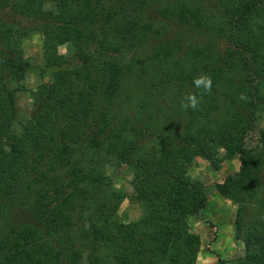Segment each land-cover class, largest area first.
<instances>
[{"label":"trees","instance_id":"obj_1","mask_svg":"<svg viewBox=\"0 0 264 264\" xmlns=\"http://www.w3.org/2000/svg\"><path fill=\"white\" fill-rule=\"evenodd\" d=\"M32 31L56 81L32 92L37 130L26 134L3 92L27 66L20 40ZM201 73L212 91L185 110ZM262 103L264 0H0V264H195L188 218L206 195L188 160L217 169L233 153L239 169L226 182L248 190L233 219L237 264H264V132L258 147L244 144ZM145 141L157 143L153 155ZM87 147L81 161L75 151ZM103 155L132 172L141 213L126 224Z\"/></svg>","mask_w":264,"mask_h":264},{"label":"rangeland","instance_id":"obj_2","mask_svg":"<svg viewBox=\"0 0 264 264\" xmlns=\"http://www.w3.org/2000/svg\"><path fill=\"white\" fill-rule=\"evenodd\" d=\"M42 10H54L51 5L44 4ZM20 24H26L21 20ZM22 57L27 66L24 71L17 73L15 80H5L4 101L11 103L15 111V119L12 126L17 132L36 133V128L29 124L30 115L34 109V91L43 90L55 84V74L43 69V57L41 49V34L37 31L28 33L20 40ZM59 54L66 53V46H58ZM250 126L245 137V148L250 149L259 146V134L264 132V103L253 106L249 114ZM1 150L7 148V142L0 144ZM86 148L75 151V155L81 161L88 158L89 151ZM158 149L157 143L145 141L142 151L150 154ZM101 151L100 148L94 149ZM222 151V150H220ZM188 174L202 181L205 185L206 203L198 214L190 215L189 231L199 237V247L195 264H215L217 259L223 260V264H237V260L244 256V245L240 238L235 236L233 219L237 210L239 199L246 197L248 190L245 184L228 183L226 179L234 176L239 169L237 155L233 153L221 161L217 169H211L208 162L198 156L188 160ZM100 168L111 184L112 190L121 196V201L116 213L122 223L126 224L137 219L141 213L138 203L131 201L133 195V175L130 169L120 162L103 155L99 158ZM216 184H222V190L216 189ZM240 184V185H239ZM251 204L248 203V214L251 213Z\"/></svg>","mask_w":264,"mask_h":264},{"label":"clouds","instance_id":"obj_3","mask_svg":"<svg viewBox=\"0 0 264 264\" xmlns=\"http://www.w3.org/2000/svg\"><path fill=\"white\" fill-rule=\"evenodd\" d=\"M192 83L196 89H201L202 92L200 93L199 97L197 94L191 92L184 96L183 100L181 101V106L185 110H198L201 100L203 99V95L210 94L212 91V77L206 73H201L200 75L194 77ZM240 99L246 100L247 97L245 94L241 93Z\"/></svg>","mask_w":264,"mask_h":264}]
</instances>
